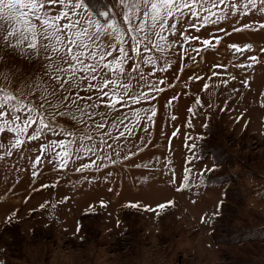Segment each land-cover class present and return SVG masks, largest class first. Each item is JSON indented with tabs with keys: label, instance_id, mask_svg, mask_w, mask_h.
Listing matches in <instances>:
<instances>
[{
	"label": "rangeland",
	"instance_id": "rangeland-1",
	"mask_svg": "<svg viewBox=\"0 0 264 264\" xmlns=\"http://www.w3.org/2000/svg\"><path fill=\"white\" fill-rule=\"evenodd\" d=\"M115 2L97 13L119 11ZM227 2L212 9L215 24L206 13L173 21L178 34L163 58L144 53L156 63L141 64L145 79L132 81L139 103L125 98L109 111L92 94L104 113L94 120L105 125L89 124L93 140L82 143L94 152L78 142L64 157L50 147L67 143L57 123L74 124L61 117L28 140L34 124L18 148L17 133L0 134V264H264V13L239 0L241 15ZM0 56L18 74L42 71L18 52Z\"/></svg>",
	"mask_w": 264,
	"mask_h": 264
},
{
	"label": "snow or ice",
	"instance_id": "snow-or-ice-1",
	"mask_svg": "<svg viewBox=\"0 0 264 264\" xmlns=\"http://www.w3.org/2000/svg\"><path fill=\"white\" fill-rule=\"evenodd\" d=\"M224 4L226 0H116L113 7H118L119 11L108 9L96 13V16L106 18L101 22L89 13L85 0H0V49L13 56L18 52L42 69L39 73L33 71L21 75L13 72L0 56V64L4 65L0 69V80L3 81L0 83V134L17 133L12 148H18L24 143L19 136L28 133L34 124L38 129L35 135H27L28 140L37 139L40 129H50V121H56L57 117L66 118L74 124L60 126L57 123L56 126L59 133L68 138L67 143L60 141L50 147L61 148V156H71L72 145L79 142L84 147L82 142L93 140L90 123L95 124V129L105 126L104 122L94 120L97 115L104 116V113L96 111L98 104L91 102L94 92L98 94L99 103L105 104L109 111L116 110L118 104L126 107L125 98L139 103L144 94L141 93L140 98L133 94L132 81L145 79L141 64L156 63L152 56L144 58V53L155 50L163 58V54L173 47L178 34L177 23L173 21L179 18L189 23L186 15L201 17L206 13L201 17L205 23L215 24L217 21L211 19L215 16L212 9ZM238 5L239 0L227 2L229 9L247 15V11H241ZM243 7L264 13V0H247ZM115 17H121L126 27H122ZM190 26L196 27L195 22ZM258 27L264 29V23ZM234 31L242 29L235 28ZM179 34L184 35L183 32ZM185 39L198 37L188 35ZM203 44L214 46L207 39ZM231 47L242 52L252 45ZM130 53H135V57ZM250 59L255 62L258 58L252 56ZM82 91L89 94L81 95ZM54 100L57 102L53 103ZM19 113L26 115L22 117ZM127 131L131 135V129ZM0 147L4 145L0 143ZM84 150L95 151L87 147ZM66 164L67 160H63L60 166L65 167ZM171 204L168 201L157 205V208L164 209ZM131 206L138 207L135 204ZM201 221L206 222L204 217ZM7 222H11L10 218Z\"/></svg>",
	"mask_w": 264,
	"mask_h": 264
},
{
	"label": "trees",
	"instance_id": "trees-1",
	"mask_svg": "<svg viewBox=\"0 0 264 264\" xmlns=\"http://www.w3.org/2000/svg\"><path fill=\"white\" fill-rule=\"evenodd\" d=\"M98 1V2H96ZM85 0L86 4L89 6L90 9L94 10L95 13H97V7L98 5L102 6L104 5V0ZM208 182V180L206 181Z\"/></svg>",
	"mask_w": 264,
	"mask_h": 264
}]
</instances>
